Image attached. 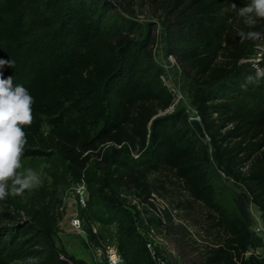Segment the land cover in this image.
Segmentation results:
<instances>
[{
	"label": "trees",
	"instance_id": "trees-1",
	"mask_svg": "<svg viewBox=\"0 0 264 264\" xmlns=\"http://www.w3.org/2000/svg\"><path fill=\"white\" fill-rule=\"evenodd\" d=\"M113 2L0 0V59L12 63L2 69L4 77L12 76L34 100L33 122L23 128L22 159H57L80 181L91 156L109 143L106 149L118 161L108 178L93 181L81 216L90 222L86 230L94 245L100 243L92 222L118 223L115 243L124 264L152 263L112 187L133 190L168 233L175 227L189 232L182 222L174 225L163 198L174 203L178 192L187 201L178 199L176 206L198 202L206 207L219 240L200 251V264H264L263 256H245L260 242L249 230L244 204L245 199L255 204L264 223V75L257 76L258 70L264 72V19L244 22L240 9L251 0ZM142 4L163 16V49L191 88L203 139L185 112L162 114L175 96L154 60L157 34L149 28L144 32L131 18ZM252 31L260 38H241L240 32ZM221 177L242 189L233 212L218 201ZM15 197L0 200L1 214L10 220L16 217L10 207L26 213ZM39 228L47 236L54 229L36 214L30 222L0 227V264L4 257L31 254L22 237L38 238Z\"/></svg>",
	"mask_w": 264,
	"mask_h": 264
},
{
	"label": "rangeland",
	"instance_id": "rangeland-1",
	"mask_svg": "<svg viewBox=\"0 0 264 264\" xmlns=\"http://www.w3.org/2000/svg\"><path fill=\"white\" fill-rule=\"evenodd\" d=\"M111 1L115 5L113 2L115 0ZM116 9L126 15L121 7L116 6ZM131 18L142 25L144 32L149 28L157 34L153 49L154 60L164 69L162 79L175 96L174 103L171 108H168L167 113L181 110L188 117L197 116L191 102V88L187 84L186 78L181 75L180 70L177 74L174 72L177 68L176 62L163 49V16L151 6L142 4L135 7V13ZM261 55L259 52L255 61H259ZM102 155L107 157V162L99 157ZM117 161L118 158L106 149V146L101 147L100 155L91 156L81 178L87 185L88 193H90L96 178L109 177ZM27 169H32L37 173L39 183L30 190H25L24 194L15 197L22 207L25 206L26 213L23 210L10 207L8 210L16 215L14 220H10L1 214L3 209L0 208V227L30 222L31 215L36 214L38 219L44 221L45 224L51 222L54 228L52 229L53 233L51 236H47L46 231L39 228L38 238L31 239L30 236H23L24 247L31 254L29 253L25 257H4L2 264H104L102 253L96 250L98 248L92 246L94 243L90 242L87 235L86 229L90 222L83 219L85 235L77 233L69 225V219L75 209V187L80 181L74 180L68 172L64 171L60 161L53 158H23L21 171L24 172ZM110 189L115 193L121 206L131 215L135 230L144 241L145 247L150 242L158 248L156 260L161 259L166 264H200V251L215 243V240H219L216 229L209 227L211 214L201 203L193 202L191 208H185L183 205L176 206L175 201L178 199L184 203L187 201L186 195L182 193L176 192L172 197L174 203L165 198L161 203L164 206L168 204L175 226L179 222L185 224L184 226L189 232L185 235L182 230H178V227L174 228V232L168 233L159 224L157 213L150 209L146 203L140 201L133 190L117 187ZM218 191V201L221 206L227 212L235 211V197L241 195V187L232 183L231 180L221 177ZM244 204L250 220L249 230L253 237L260 242L259 246L248 249L245 256L257 254L264 257V223L261 212L248 199L244 200ZM117 224V222L111 224L92 222L91 225L98 228L100 237L115 239V236L118 235ZM30 229L28 228V232ZM26 235L28 234L26 233ZM147 253L151 263L155 264L148 249Z\"/></svg>",
	"mask_w": 264,
	"mask_h": 264
},
{
	"label": "clouds",
	"instance_id": "clouds-1",
	"mask_svg": "<svg viewBox=\"0 0 264 264\" xmlns=\"http://www.w3.org/2000/svg\"><path fill=\"white\" fill-rule=\"evenodd\" d=\"M246 17L245 23L254 25L255 18L264 19V0H251V3L240 9L239 13ZM255 17V18H254ZM242 39L257 40L260 32H240ZM11 67L9 60L0 59V200L9 194L20 196L39 183V177L32 169L24 172L22 157L27 143L23 128L33 122V97L21 85H14L12 76L4 77L2 69ZM264 72L257 71V76ZM252 77H249L251 80Z\"/></svg>",
	"mask_w": 264,
	"mask_h": 264
},
{
	"label": "built area",
	"instance_id": "built-area-1",
	"mask_svg": "<svg viewBox=\"0 0 264 264\" xmlns=\"http://www.w3.org/2000/svg\"><path fill=\"white\" fill-rule=\"evenodd\" d=\"M108 145L109 143H107L105 146H108ZM88 197H89V193H88L87 185L85 184V181L82 179L75 187V209L72 211V215L69 219V225L71 228H73L74 231H76L79 234H84V235H85V232L83 229V217L81 216V212L87 206ZM91 230L93 233L97 235L98 241L100 243V245L94 246L92 244V246L95 248H98L96 250L102 253L103 263L104 264H124L123 256L120 253L119 249L117 248L115 239L113 237L106 238V239L100 237L98 228H96L94 225H91ZM146 245H147L146 247L148 251H150L151 253V257L153 258L155 264H166L161 259H158V260L155 259L158 253V248L155 245H152L150 242H148Z\"/></svg>",
	"mask_w": 264,
	"mask_h": 264
},
{
	"label": "water",
	"instance_id": "water-1",
	"mask_svg": "<svg viewBox=\"0 0 264 264\" xmlns=\"http://www.w3.org/2000/svg\"><path fill=\"white\" fill-rule=\"evenodd\" d=\"M170 108H171V106H170ZM167 111H168V109L165 110L164 112H162V114H163V113H166ZM159 114H161V113H158V114L155 115V116H158ZM155 116H154V117H155ZM188 122H189L191 128L193 129V131L196 133V135H197L199 138L203 139V138L206 137L199 116H192V117H189V118H188Z\"/></svg>",
	"mask_w": 264,
	"mask_h": 264
}]
</instances>
